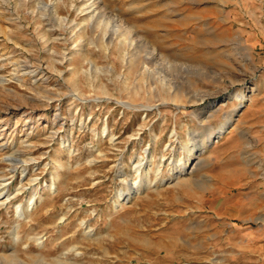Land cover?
Segmentation results:
<instances>
[{
	"label": "rangeland",
	"instance_id": "rangeland-1",
	"mask_svg": "<svg viewBox=\"0 0 264 264\" xmlns=\"http://www.w3.org/2000/svg\"><path fill=\"white\" fill-rule=\"evenodd\" d=\"M0 264H264V2L0 0Z\"/></svg>",
	"mask_w": 264,
	"mask_h": 264
},
{
	"label": "crops",
	"instance_id": "crops-1",
	"mask_svg": "<svg viewBox=\"0 0 264 264\" xmlns=\"http://www.w3.org/2000/svg\"><path fill=\"white\" fill-rule=\"evenodd\" d=\"M261 1H263V2H264V0H261Z\"/></svg>",
	"mask_w": 264,
	"mask_h": 264
}]
</instances>
